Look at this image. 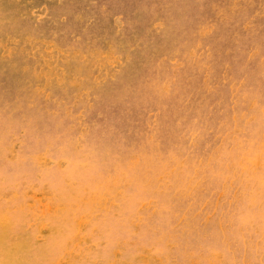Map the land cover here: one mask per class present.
<instances>
[{"label":"rangeland","instance_id":"374dc122","mask_svg":"<svg viewBox=\"0 0 264 264\" xmlns=\"http://www.w3.org/2000/svg\"><path fill=\"white\" fill-rule=\"evenodd\" d=\"M0 264H264V0H0Z\"/></svg>","mask_w":264,"mask_h":264}]
</instances>
